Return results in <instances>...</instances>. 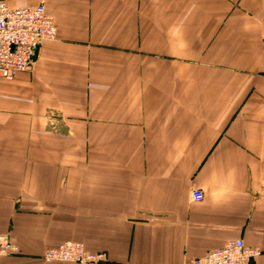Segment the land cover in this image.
I'll use <instances>...</instances> for the list:
<instances>
[{
    "label": "crops",
    "instance_id": "0c3cea01",
    "mask_svg": "<svg viewBox=\"0 0 264 264\" xmlns=\"http://www.w3.org/2000/svg\"><path fill=\"white\" fill-rule=\"evenodd\" d=\"M2 1L57 37L0 78V264H78L43 259L65 241L184 264L235 238L264 264V0Z\"/></svg>",
    "mask_w": 264,
    "mask_h": 264
},
{
    "label": "built area",
    "instance_id": "2783aa9c",
    "mask_svg": "<svg viewBox=\"0 0 264 264\" xmlns=\"http://www.w3.org/2000/svg\"><path fill=\"white\" fill-rule=\"evenodd\" d=\"M57 28L52 15L43 4L9 7L0 0V78L12 80L31 69L39 46L53 41ZM200 190L191 192V198L199 201ZM18 248L6 233H0V256L16 253ZM259 250L246 246L241 238L230 239L220 248L206 255L185 261L184 264H252ZM100 255L88 252L80 241H65L43 254L45 261L89 264L100 260Z\"/></svg>",
    "mask_w": 264,
    "mask_h": 264
},
{
    "label": "rangeland",
    "instance_id": "374dc122",
    "mask_svg": "<svg viewBox=\"0 0 264 264\" xmlns=\"http://www.w3.org/2000/svg\"><path fill=\"white\" fill-rule=\"evenodd\" d=\"M29 70H30V69H29ZM29 70H28V71H29ZM72 263H74V262H72ZM78 264H79V263H78Z\"/></svg>",
    "mask_w": 264,
    "mask_h": 264
}]
</instances>
